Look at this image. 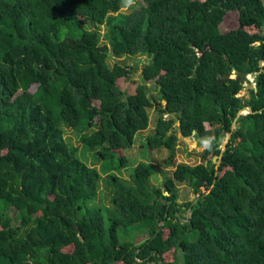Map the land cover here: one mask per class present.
<instances>
[{
  "label": "trees",
  "instance_id": "obj_1",
  "mask_svg": "<svg viewBox=\"0 0 264 264\" xmlns=\"http://www.w3.org/2000/svg\"><path fill=\"white\" fill-rule=\"evenodd\" d=\"M144 2L120 12L121 0H0V264H264V0ZM228 11L238 26L224 30ZM86 19L95 27L72 36L73 22ZM109 51L148 55L144 83L122 90L131 68L110 66ZM251 72L257 90L238 96ZM247 105L254 112L237 118L215 174L212 157ZM152 107L146 144L168 150L165 166H174L177 130L216 143L203 162L176 163L159 186L150 185L151 162L134 166L131 184L108 175L104 215L91 204L102 176L62 127L94 161L116 155L122 167ZM189 192L198 200L182 224ZM119 226L148 237L120 241Z\"/></svg>",
  "mask_w": 264,
  "mask_h": 264
},
{
  "label": "rangeland",
  "instance_id": "obj_2",
  "mask_svg": "<svg viewBox=\"0 0 264 264\" xmlns=\"http://www.w3.org/2000/svg\"><path fill=\"white\" fill-rule=\"evenodd\" d=\"M136 4L145 5L144 0H135ZM131 8L124 9L123 6L120 8V12H129ZM109 14L115 15L116 13L110 12ZM238 13L236 11H228L224 16V30L230 28H235L238 26ZM74 29L71 32L72 36H77L83 29H92L95 26L86 19L83 22L74 21ZM99 31L103 34L106 30V25L102 24L99 27ZM107 63L111 66L115 61H121L124 64L128 65L131 68V73L128 78H119L117 84L122 90L126 92H132L135 86L139 83H144V80L141 76V68L144 64L149 61L148 55H133V56H123L115 57L110 51L107 55ZM233 76V75H231ZM247 78V77H246ZM147 85L148 96L157 95L156 85L153 81L145 82ZM249 93L247 88L244 87L239 91L238 96L248 97ZM149 114V123L146 129L137 131L133 137L132 146L124 151V155L127 159V163L122 167L117 166L118 156H114L106 161H97L93 160V152L85 151L86 149L82 146V143L79 139V134L72 130L70 127L63 126V135L67 142L72 143L78 148V157L85 161L88 165H93L100 172L101 180L99 182L98 193L91 204L96 208H102L104 215L107 214L105 208L111 209V195L114 191L113 183L114 181L109 180L108 175L117 176L118 178L131 184L130 175L133 171V168L140 161L151 162L154 165V173L150 177V185L159 186L163 178L170 175L176 163L183 162L187 164H197L203 162V157L200 160V154L203 150L199 145V139L195 134H191L187 137H181L179 131H176L177 140L175 143L176 153L174 157V166H165L164 160L168 155V150L166 148H159V150H151L146 144V137L153 132V129L156 124V118L158 112L154 107L148 109ZM164 118L166 115H163ZM178 123H176L177 125ZM85 151V153H84ZM85 155L86 158H83ZM107 171H103V169ZM184 185L181 184L178 187L179 196L176 199L178 204H181L185 198L183 192ZM189 189V188H188ZM181 194V195H180ZM196 195L192 192H189L186 200H191ZM192 201V200H191ZM10 216L12 221L17 223L15 219V211L13 208L10 209ZM105 225H108V221L105 220ZM117 236L120 241H131L133 244L138 245L148 237V233L143 230L136 229L134 226H119L117 228Z\"/></svg>",
  "mask_w": 264,
  "mask_h": 264
},
{
  "label": "water",
  "instance_id": "obj_3",
  "mask_svg": "<svg viewBox=\"0 0 264 264\" xmlns=\"http://www.w3.org/2000/svg\"><path fill=\"white\" fill-rule=\"evenodd\" d=\"M205 46H206V45H205ZM263 64H264V61H263V60H259V66L262 67ZM262 70H263V69H262ZM256 75H257L256 72H253V73L250 74L251 82H249L248 85H247V87H248L249 89H253L254 91L257 90V88H256ZM226 77H227V76H226ZM237 79H238V78H237ZM259 111H260V110H259ZM253 112H254V111L251 109V107H250L249 105L244 106V107L240 108V109L237 111V113H236V115H235V117H234V119H233V122H232V124H231L230 131H229L228 133H226V135L224 136V139L221 141V143H220V145H219V147H220L219 154H218V155H214V156L212 157V162L215 164V166H214V168H215V174L218 172V167H219V164H220L221 158H222V156H223V153H224V151H225V149H226L227 142H228V140H229V138H230V136H231V133H232V131H234V130L237 128V123H236L237 118H238L239 116H241V115H244V114H247V113H253ZM194 133H195V131L193 130V131H192V134H194ZM180 136L183 137L181 134H180ZM204 152H205V150H203V151L201 152V154H200V160L202 159V157H203V155H204ZM208 191H209V190H208ZM208 191H206V193H208ZM197 200H198V195H196V196L192 199L190 205H189L188 208L186 209V212L184 213V214L186 215V219H184V218H181V219H180V221H181L182 224L185 222V220H188V218L190 217L191 208H192V206L196 203ZM164 203H165V200L161 199V204H164ZM161 208H162V205H161ZM176 215L179 216V215H180L179 212H176ZM164 217H166V214L164 215ZM163 223H164V222H162V224H163Z\"/></svg>",
  "mask_w": 264,
  "mask_h": 264
},
{
  "label": "clouds",
  "instance_id": "obj_4",
  "mask_svg": "<svg viewBox=\"0 0 264 264\" xmlns=\"http://www.w3.org/2000/svg\"><path fill=\"white\" fill-rule=\"evenodd\" d=\"M122 2V6L124 9H128V8H131L134 4H135V0H121ZM253 73V72H251ZM251 73H248L246 75V80L243 82V86L248 88L247 85L249 82H251V77H250V74ZM258 72H256L257 74ZM235 76V75H234ZM216 143V141L214 140L213 137L211 136H204V137H201V139L199 140V145L202 149H211L213 144Z\"/></svg>",
  "mask_w": 264,
  "mask_h": 264
}]
</instances>
